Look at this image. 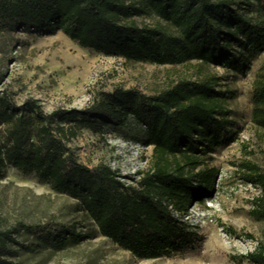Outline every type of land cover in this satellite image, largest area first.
<instances>
[{
  "label": "trees",
  "instance_id": "trees-1",
  "mask_svg": "<svg viewBox=\"0 0 264 264\" xmlns=\"http://www.w3.org/2000/svg\"><path fill=\"white\" fill-rule=\"evenodd\" d=\"M146 10L179 33L130 20ZM5 20L27 30H63L82 47L128 61L196 59L243 73L264 51V0H142V5L130 0H0V21ZM225 97L207 79L182 80L152 95L116 86L98 91L85 107L51 112L35 98L21 108L0 96V177L6 166H14L80 200L101 234L138 258L186 253L200 248L204 236L184 217L218 185L219 169L201 167V155L234 140ZM251 102L252 121L264 129V73L255 81ZM106 127L125 137L141 136L153 146L151 166L136 184H125L108 164L80 162L69 146L83 129L100 132ZM244 167L250 171L244 178L261 189L251 214L264 221V171L252 163ZM35 232L56 249L82 237L73 229L51 230L46 224ZM15 241L12 231H0V264H20L3 258ZM234 259L264 264V240Z\"/></svg>",
  "mask_w": 264,
  "mask_h": 264
},
{
  "label": "rangeland",
  "instance_id": "rangeland-1",
  "mask_svg": "<svg viewBox=\"0 0 264 264\" xmlns=\"http://www.w3.org/2000/svg\"><path fill=\"white\" fill-rule=\"evenodd\" d=\"M130 1L142 5V0ZM130 20L179 33L151 10ZM19 26L0 21V96L21 108L28 98L39 100L46 112L58 107L82 108L98 91L116 86L137 87L152 95L182 80L207 79L225 92L234 140L201 155V167H217L219 178L216 191L195 201L184 217L204 236L200 248L171 257L138 258L102 235L80 200L8 165L0 177V231H12L16 241L9 243L3 258L20 264H256L247 260L238 263L234 257L255 250L264 240V221L251 214L261 189L243 175L250 172L246 163L264 171V129L252 121L251 102L255 81L264 73V51L250 69L239 73L196 59L168 64L128 61L82 47L63 30L49 33ZM139 137H125L110 127L100 132L86 128L69 146L80 162L108 164L125 184H136L150 168L153 156V146ZM45 224L51 230L73 229L81 234V240L64 249L43 244L35 230Z\"/></svg>",
  "mask_w": 264,
  "mask_h": 264
}]
</instances>
